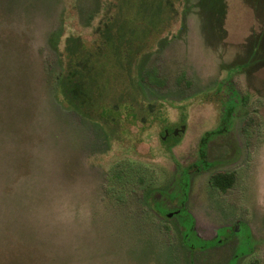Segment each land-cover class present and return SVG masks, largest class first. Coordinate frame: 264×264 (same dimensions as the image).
<instances>
[{"label": "rangeland", "instance_id": "obj_1", "mask_svg": "<svg viewBox=\"0 0 264 264\" xmlns=\"http://www.w3.org/2000/svg\"><path fill=\"white\" fill-rule=\"evenodd\" d=\"M183 168L213 251L156 210ZM240 235L264 264V0H0V264H225Z\"/></svg>", "mask_w": 264, "mask_h": 264}, {"label": "flooded vegetation", "instance_id": "obj_2", "mask_svg": "<svg viewBox=\"0 0 264 264\" xmlns=\"http://www.w3.org/2000/svg\"><path fill=\"white\" fill-rule=\"evenodd\" d=\"M182 125L185 126V124H180L179 127H174V128H170L169 127L167 129H165V135L163 136V140H166L167 137H169L170 135H173V136H181L182 133L185 130V128H184V130H180V127ZM201 142H202V140H201ZM200 146H201V144H200ZM199 155H200V149H199ZM196 167L199 170L200 169L201 170L202 169H208L210 167V163H208L205 160V156H204V158L200 156L199 161L196 164ZM188 171L189 170L187 168H183L182 169L181 177H180V180H179V192L178 193H171L170 194V200L171 201L177 200L178 206H176L175 208H172L171 210L170 209L169 210H164L159 205V207H157L156 210L160 214H162V215L171 216V215H175L176 214V215H178L180 217V220H181V228L184 231H186V232H183V230H182V241L186 244L187 247H189L190 249H198L199 248V250L201 252L207 251V250H212L213 251L215 249H218L221 245L225 244L227 241H230V238L233 235L228 236L226 238V240H224V241L219 240L220 239V234H217L216 232H215V234H210L209 233L210 230H209V228H208L207 225H206V227H204V226L203 227H199V224H201V223H198L197 220H196V217H194L192 215V213H190L185 208V202L187 200V195H188L187 186H188V183H189ZM217 172H219V171H217ZM223 172H225V173L226 172L233 173V172H230V171H223ZM210 185H211V183H210ZM217 190H219V189H217ZM220 191H222V190H220ZM188 215H189L190 219H189V222L187 223L186 221H187V218H188L187 216ZM224 227H228V225L219 226L217 228H224ZM198 228H201L200 230H204L202 232H204L205 234H203V233L202 234H199L198 232L200 230H198ZM247 228H248V231L250 232L249 226H247ZM239 230H240V228H238V225L236 224L234 231L238 232ZM192 231H193L195 237L201 243L198 246V248H195L192 243H188V245H187L188 236H191ZM243 238H244V235L243 236L240 235V241L236 245V248H235L236 251L234 252V254H232V256L230 257V259L225 264H237L238 263V259L241 256H247L250 253H252V250H251L252 248L250 247V250L248 252H245V253L244 252H240L239 254H236L237 252H239V249L238 248L241 247L242 244L244 243V239Z\"/></svg>", "mask_w": 264, "mask_h": 264}, {"label": "trees", "instance_id": "obj_3", "mask_svg": "<svg viewBox=\"0 0 264 264\" xmlns=\"http://www.w3.org/2000/svg\"><path fill=\"white\" fill-rule=\"evenodd\" d=\"M141 1V0H138V2ZM165 2H169V0H164ZM172 1V0H170ZM147 70L145 71V73H143V75L139 78L142 82H154V80L156 79V77L158 76L157 73L155 72V70ZM152 72V74H151ZM170 125H167L165 124L163 126V129L161 130V133H162V139H163V136L165 135V129L169 128ZM171 128V127H170ZM171 137H174L176 138V141L171 145L173 147V145H175L178 141H179V136H173V135H170ZM204 140H205V137L202 138V142H201V146H200V156L204 158L205 156V149H204ZM166 140H163V142L165 143ZM170 146V150H171V147ZM234 181H235V176L233 173H228V172H216V173H213L210 177V183L211 185L214 187V188H217L219 190H222V191H225L227 190L228 188H230L233 184H234ZM187 223L189 222V215L187 216Z\"/></svg>", "mask_w": 264, "mask_h": 264}, {"label": "water", "instance_id": "obj_4", "mask_svg": "<svg viewBox=\"0 0 264 264\" xmlns=\"http://www.w3.org/2000/svg\"><path fill=\"white\" fill-rule=\"evenodd\" d=\"M184 128H185V126H184V125H182V126L180 127V130H184Z\"/></svg>", "mask_w": 264, "mask_h": 264}]
</instances>
